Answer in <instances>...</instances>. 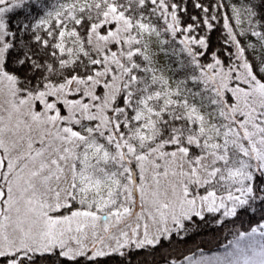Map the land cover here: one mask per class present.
<instances>
[{
  "label": "snow or ice",
  "instance_id": "obj_1",
  "mask_svg": "<svg viewBox=\"0 0 264 264\" xmlns=\"http://www.w3.org/2000/svg\"><path fill=\"white\" fill-rule=\"evenodd\" d=\"M0 264H264V0H0Z\"/></svg>",
  "mask_w": 264,
  "mask_h": 264
}]
</instances>
